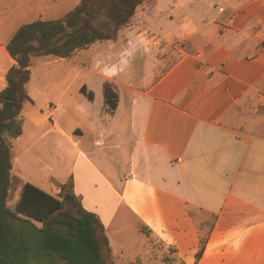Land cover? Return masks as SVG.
<instances>
[{"label": "crops", "instance_id": "1", "mask_svg": "<svg viewBox=\"0 0 264 264\" xmlns=\"http://www.w3.org/2000/svg\"><path fill=\"white\" fill-rule=\"evenodd\" d=\"M161 1L140 5L116 40L33 59L14 185L54 195L71 179L114 257L152 236L177 262L264 264V0H173L158 13ZM78 2L0 0V91L15 32ZM157 47L172 52L170 67L135 79ZM211 216L196 260L199 223Z\"/></svg>", "mask_w": 264, "mask_h": 264}, {"label": "trees", "instance_id": "2", "mask_svg": "<svg viewBox=\"0 0 264 264\" xmlns=\"http://www.w3.org/2000/svg\"><path fill=\"white\" fill-rule=\"evenodd\" d=\"M145 1L79 0L61 18L22 25L8 42L6 49L15 63L7 70V85L0 91V264H113L105 227L95 213L83 207L71 179L60 184L57 196L28 183L15 187L12 147L22 133L21 112L29 99L33 59H68L95 42L116 40ZM88 96L92 98L91 93ZM104 99L111 109L116 107L117 96L109 84L104 86ZM213 220L211 216V221L199 223L196 260ZM139 231L150 234L142 225ZM178 264L186 263L179 260Z\"/></svg>", "mask_w": 264, "mask_h": 264}, {"label": "rangeland", "instance_id": "3", "mask_svg": "<svg viewBox=\"0 0 264 264\" xmlns=\"http://www.w3.org/2000/svg\"><path fill=\"white\" fill-rule=\"evenodd\" d=\"M146 1L152 2L154 0ZM184 2L185 1L183 0L180 4L183 5ZM170 3H173V0H162L160 4L158 3L156 6L158 13L168 9V5ZM146 55L147 56L143 61L144 68L143 66H140L138 67L139 69H133V71H135V79H140V70H142V72H147L148 70L152 76L154 73L158 74L170 67V64L167 62H171L172 56L170 55H172V52L164 51L163 47L151 49L146 53ZM145 74L147 75V73ZM237 120L238 119H235V121ZM57 195L58 192H55L54 196ZM177 259V255L172 250H169L168 247H165L154 237L150 236L146 239V241L139 244L138 254H134L132 256H115L113 264H178Z\"/></svg>", "mask_w": 264, "mask_h": 264}]
</instances>
